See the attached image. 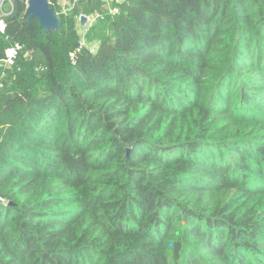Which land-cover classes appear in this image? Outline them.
I'll list each match as a JSON object with an SVG mask.
<instances>
[{"label":"trees","instance_id":"trees-1","mask_svg":"<svg viewBox=\"0 0 264 264\" xmlns=\"http://www.w3.org/2000/svg\"><path fill=\"white\" fill-rule=\"evenodd\" d=\"M112 5L5 3L0 264H264V0Z\"/></svg>","mask_w":264,"mask_h":264},{"label":"built area","instance_id":"built-area-1","mask_svg":"<svg viewBox=\"0 0 264 264\" xmlns=\"http://www.w3.org/2000/svg\"><path fill=\"white\" fill-rule=\"evenodd\" d=\"M49 4L51 3V0H48ZM78 1L80 0H56L53 2V4L57 5V10L55 9L56 13L58 14H67L69 11H71L73 8L76 7ZM104 5L112 12V13H117V8L112 5V1L116 0H103ZM11 3V0H0V31L4 30L5 27V20L4 16L9 12L8 10L5 9V3ZM28 3V0H26V5ZM51 6V5H50ZM82 15H86L87 20L85 24H81L80 18ZM100 17V10L95 9L91 13H84L80 12L78 14V21H79V26L83 27V33L87 26L90 24L98 21ZM22 48V44L19 42H15L9 46H7L4 50L3 56L0 58V66H10L12 62L14 61L15 57L20 54V50ZM5 76V70L0 69V85L2 84L3 78Z\"/></svg>","mask_w":264,"mask_h":264},{"label":"water","instance_id":"water-1","mask_svg":"<svg viewBox=\"0 0 264 264\" xmlns=\"http://www.w3.org/2000/svg\"><path fill=\"white\" fill-rule=\"evenodd\" d=\"M27 12L30 17L38 19L40 26L44 32H52L54 30H60L61 22L55 9L50 6L48 0H28ZM87 20L86 15H82L80 18L81 24H85Z\"/></svg>","mask_w":264,"mask_h":264},{"label":"rangeland","instance_id":"rangeland-1","mask_svg":"<svg viewBox=\"0 0 264 264\" xmlns=\"http://www.w3.org/2000/svg\"><path fill=\"white\" fill-rule=\"evenodd\" d=\"M78 28H79V32H80L81 35H82V34H83V30H84L83 27H80V26H79ZM83 40H84V39H83ZM90 45H94V43H90Z\"/></svg>","mask_w":264,"mask_h":264}]
</instances>
